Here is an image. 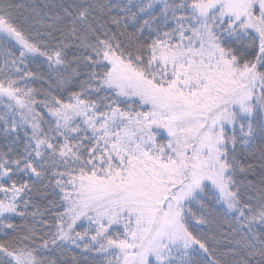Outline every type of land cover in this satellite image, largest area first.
<instances>
[{
    "label": "snow or ice",
    "instance_id": "6c2138e0",
    "mask_svg": "<svg viewBox=\"0 0 264 264\" xmlns=\"http://www.w3.org/2000/svg\"><path fill=\"white\" fill-rule=\"evenodd\" d=\"M0 264H264V0H0Z\"/></svg>",
    "mask_w": 264,
    "mask_h": 264
}]
</instances>
